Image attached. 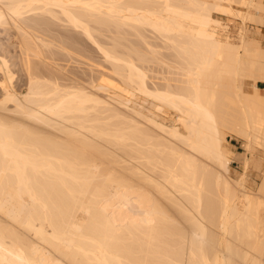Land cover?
Segmentation results:
<instances>
[{
    "label": "bare ground",
    "instance_id": "1",
    "mask_svg": "<svg viewBox=\"0 0 264 264\" xmlns=\"http://www.w3.org/2000/svg\"><path fill=\"white\" fill-rule=\"evenodd\" d=\"M212 12L264 25L262 0H0L26 79L15 87L0 52V264H262L264 176L256 192L229 176L223 128L246 142L244 166L264 162V47L243 26L223 39ZM71 32L106 79L95 60L86 82L67 66L87 58ZM126 36L147 50L121 51ZM160 54L171 76L149 86ZM119 82L174 123L100 93Z\"/></svg>",
    "mask_w": 264,
    "mask_h": 264
},
{
    "label": "rangeland",
    "instance_id": "2",
    "mask_svg": "<svg viewBox=\"0 0 264 264\" xmlns=\"http://www.w3.org/2000/svg\"><path fill=\"white\" fill-rule=\"evenodd\" d=\"M262 1H264V0H262ZM234 9H240V10H244L243 8H241V7H239V6H237V5H233L232 6ZM212 16L214 17V18H219L220 19V21H221V23H222V26L223 25H226V27L224 28L225 30H223V32H222V34H223V39H225V40H229V42H232V43H237V35H238V30H240V28H241V26H243L248 32H249V34L251 35V37H253L255 40H258V42L261 44V46L262 47H264V40H262V38H261V35H260V33H259V28H258V24H256V23H254V22H251V21H246L245 23H243L242 22V20H241V18H239L238 16H229V15H219L218 13H216V12H212ZM55 23H58L57 21L55 22ZM243 23V24H242ZM242 24V25H241ZM228 26V27H227ZM55 28H57V26L55 27ZM57 29H60L59 27L57 28ZM64 29H60V31H63ZM54 32V31H53ZM63 32H66L67 33V31H63ZM69 32V31H68ZM148 32V31H147ZM147 32L145 31L144 33L146 34V36H148L147 38L149 39V41H151L152 43H155V41H156V43H157V40L156 39H154V37H153V35L151 34V38H150V33L148 32V34H147ZM54 33H56V30H55V32ZM72 33V35L74 34V36L75 37H78L80 40H82V42L80 43V44H77L76 46H75V48H77L78 47V49H76V51H78L77 53H79V51H80V54L82 53V57L85 59L86 57L88 58V60H87V58L84 60V59H82V58H79L80 60H84V61H74V58L70 61L69 60V62H70V64H69V62L67 63L68 65L67 66H71V67H73V69L75 70V68H76V66H77V74L79 75V73H80V78H83L84 77V75H85V72H86V75H85V77L82 79L83 81H85L86 82V80L88 79V77H89V74H88V72L86 71V66L87 65H85V61L86 62H88V61H94L95 60V62H93L95 65L93 66V67H95L94 68V73L97 75V76H101L100 77V80L101 79H103V77H104V79H106V77H105V74H107V70H106V68L109 66L107 63H105V62H103L102 61V58H101V56H100V52H98V50L96 49V47L95 46H93V44L89 41V40H87V38H85L82 34H77V33H74V32H71ZM102 36V35H101ZM100 35H99V37H100V39H103V41H105L106 40V42L108 41V42H112L111 40H109V39H107L106 37H104V36H102L101 37ZM226 36V37H225ZM12 37H13V30L11 29V27L10 26H0V52H3L5 55H6V57L9 59V64H11V70L14 72V85H15V87L16 88H24V86H25V81H26V79H25V76H24V73H23V71L20 69V67H19V65L17 64V61L19 60V55H18V50H17V48H16V46L14 45V42H13V40H12ZM128 37V38H127ZM131 37V38H130ZM135 37H132V36H126V40H125V38H123L125 41H123V39H121L120 41L122 42V44H119L118 45V48H120L121 49V51H123V50H125V53H127L126 51H129V52H131L130 54H132V52H134V51H132L131 49L134 47L132 44H134L135 45V49L134 50H138V49H140V50H142L143 51V49L144 50H147V49H145V47L143 46V43L142 44H140L141 43V41H140V43H139V41H137V40H139V39H134ZM151 39V40H150ZM134 40H135V43H134ZM127 41H129L130 43H131V46H132V48H130V43L129 42H127ZM124 43V44H123ZM138 43V44H137ZM84 44V45H83ZM123 45V46H122ZM128 45V46H127ZM141 45H142V47H141ZM94 47V48H93ZM122 47H123V50H122ZM129 49H128V48ZM143 48V49H141V48ZM155 47V46H154ZM80 48V49H79ZM88 49V50H87ZM91 49V50H90ZM127 49V50H126ZM154 49H157L158 50V48L156 47V48H154ZM167 52V51H166ZM89 53V54H88ZM92 53V54H91ZM124 53V52H123ZM161 53H163V51L161 52ZM168 53V52H167ZM167 53H165V51H164V53L163 54H165V55H169V54H167ZM163 54H160V55H157L156 56V60L158 61V59L160 60V62H162L163 60H165V64H164V62H162L164 65L163 66H161V64H157V61H155V59H154V57L152 58H150V60L152 59L153 60V62H150V61H145V63H146V65H145V63L143 64V69H145V68H148V70H146V72L148 73V75H149V80L147 79V82H149L148 84H149V86H151V85H154V84H161L162 82H164V81H159L158 80V75H160L159 76V79L160 80H162L161 79V77H162V75L164 76V77H170L171 75H170V72L172 71V69H169V66H167L166 64H168L169 62H170V60H168L169 58L168 57H164L163 56ZM86 57H85V56ZM161 56H163V57H161ZM94 57V58H93ZM100 58V59H99ZM163 58V59H162ZM166 60H167V62H166ZM169 61V62H168ZM63 62H65L66 63V61H63ZM62 61H61V63H63ZM78 62V63H77ZM148 62V63H147ZM155 62V63H154ZM159 62V61H158ZM16 63V64H15ZM98 63V64H97ZM153 65H152V64ZM64 64V63H63ZM102 64V65H101ZM106 64H107V66H106ZM147 64H149V66L147 65ZM151 64V65H150ZM157 65V66H154V65ZM98 65V66H97ZM146 66V67H145ZM151 66V67H150ZM166 66H167V68H166ZM71 67H69V68H71ZM79 67V68H78ZM150 67V68H149ZM83 68L85 69V70H83ZM152 68H154V70L152 69ZM80 69V70H79ZM106 71H105V70ZM151 69H152V72H149V71H151ZM157 69V70H156ZM162 69V70H161ZM81 70H83V72L81 71ZM104 70V71H103ZM22 71V72H21ZM78 71H80V72H78ZM95 71H97V72H95ZM101 72H102V74H104V75H102L101 74ZM106 72V73H105ZM156 72V73H155ZM161 72V73H160ZM82 73H84V75H82ZM98 73V74H97ZM163 73V74H162ZM88 74V75H87ZM100 74V75H99ZM153 75V76H152ZM86 76H88V77H86ZM24 77V78H23ZM153 77V78H152ZM164 77H163V80H164ZM85 78H86V80H85ZM156 78H157V80H156ZM151 79H153V81H152V83H151ZM88 81V80H87ZM157 81V82H156ZM156 82V83H155ZM249 80H245L244 81V83H245V87H244V89H245V91L247 92V94H251L252 93V88H251V86H250V84H249ZM151 83V84H150ZM154 83V84H153ZM119 84V86H120V89H116V88H112V89H110V90H100V93H102L103 95H107V94H109L110 92V94H113V96L115 95V97H116V99L117 100H119V101H121V102H125L126 100H128L127 99V97H129V101H131L132 102V104L128 101V105L129 106H131V108H133L134 110H138V112H142V115L144 114V116H146V117H148V118H150V119H152L153 118V120H155V121H157L158 123H161V124H163V125H165V126H171L173 123H174V114H173V112H172V110L169 108V107H167V106H164V105H162L158 100H156V99H154V98H152L151 96L149 97V96H147V95H145V94H143L142 92H138V90L137 89H135L132 85L130 86V84H127V83H124V82H119L118 83ZM130 87H129V86ZM258 86L261 88V90H260V93L262 94V95H264V83H261V82H258ZM123 88V89H122ZM126 88V89H125ZM112 90L113 91H115V93L113 92L112 93ZM131 90V91H130ZM108 91V92H107ZM124 91V92H123ZM127 91V92H126ZM128 91H130V94H129V92ZM133 92H135V94L134 95H132L133 94ZM131 95V96H129V95ZM118 95H119V97H121V98H118ZM144 97H145V100H144ZM123 98V99H122ZM122 99V100H121ZM142 100V101H141ZM144 101H146L145 103H144ZM158 105H157V104ZM151 105V106H150ZM162 107H164V109H162V108H160L161 106ZM141 106V107H140ZM160 108V109H159ZM156 112V113H155ZM152 113H155V114H153L152 115ZM169 116V117H168ZM152 117V118H151ZM223 131H224V134H225V136H226V139H227V141H228V143H226V147H227V149H228V158H229V176L232 178V179H239L241 176H244V187L246 188H248V190H252V191H254V192H256L257 190H258V188H259V186H260V184H261V181H262V176H264V175H261L262 173H261V171H262V169H264V167H262V166H264V162H262V164L261 163H258V165H257V163L255 164V163H253V162H251V164L250 165H245L244 166V163H243V161H242V159H241V155L243 154V152H244V146H245V144H246V142L244 141V140H242L241 138H238V137H236V136H234L233 134H232V132L231 131H229L227 128H223ZM230 149V150H229ZM260 156L262 157V158H264V154H262V153H260ZM254 164V165H253ZM258 167H257V166ZM261 165V166H260ZM247 166V167H246ZM257 168H256V167ZM260 166V167H259ZM244 167H246V170L244 169ZM256 169H255V168ZM248 168V169H247ZM252 168H254V169H252ZM258 169V170H257ZM262 172H264V171H262ZM259 174V175H256V174ZM248 175V176H247ZM252 178V179H251ZM261 180V181H260ZM253 183V184H252ZM259 184V185H258ZM246 188V189H247ZM249 188H251V189H249ZM257 189V190H256ZM262 258H264V255H262ZM262 260H264V259H262ZM262 264H264V261H262Z\"/></svg>",
    "mask_w": 264,
    "mask_h": 264
},
{
    "label": "crops",
    "instance_id": "3",
    "mask_svg": "<svg viewBox=\"0 0 264 264\" xmlns=\"http://www.w3.org/2000/svg\"><path fill=\"white\" fill-rule=\"evenodd\" d=\"M258 28H259L258 30H259V33L261 35V38H262V40H264V25H259ZM257 86H258V84H257Z\"/></svg>",
    "mask_w": 264,
    "mask_h": 264
}]
</instances>
